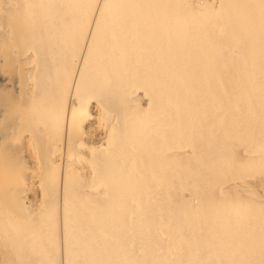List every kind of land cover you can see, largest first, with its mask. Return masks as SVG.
Listing matches in <instances>:
<instances>
[{"label":"bare ground","instance_id":"bare-ground-1","mask_svg":"<svg viewBox=\"0 0 264 264\" xmlns=\"http://www.w3.org/2000/svg\"><path fill=\"white\" fill-rule=\"evenodd\" d=\"M0 264H264V0H0Z\"/></svg>","mask_w":264,"mask_h":264}]
</instances>
